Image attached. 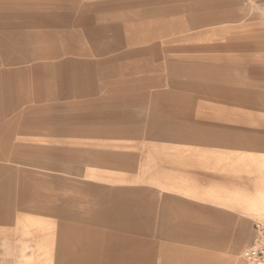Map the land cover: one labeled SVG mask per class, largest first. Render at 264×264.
Wrapping results in <instances>:
<instances>
[{
  "label": "crops",
  "instance_id": "0c3cea01",
  "mask_svg": "<svg viewBox=\"0 0 264 264\" xmlns=\"http://www.w3.org/2000/svg\"><path fill=\"white\" fill-rule=\"evenodd\" d=\"M0 88V113L9 111L0 124L16 112L50 123L48 131L13 134L25 142L135 132L146 122L137 113L151 104L166 114L180 113L183 105L203 111L232 101L253 109L256 131H264V0H0ZM246 122L240 116V127ZM6 135L0 132V145ZM50 142L41 146L55 153L74 149L66 146L72 142ZM189 202L166 197L159 219L166 230L155 235V217H147L149 238L136 241L161 240L156 256L162 264H246L242 253L264 218L252 225L238 259L235 249L244 244L237 216L202 206L194 224L182 207L200 204ZM205 215L216 226L207 225Z\"/></svg>",
  "mask_w": 264,
  "mask_h": 264
},
{
  "label": "rangeland",
  "instance_id": "374dc122",
  "mask_svg": "<svg viewBox=\"0 0 264 264\" xmlns=\"http://www.w3.org/2000/svg\"><path fill=\"white\" fill-rule=\"evenodd\" d=\"M218 107L197 111L183 105L180 113L165 114L151 104L137 113L146 120L144 129L107 132L104 138L83 132L51 142L48 136L31 137L34 143L13 134L48 131V119L31 112L11 114L0 124V132L7 134L0 145V264H162L156 256L161 240H136L149 238L147 217H155V235L165 229L159 219L169 196L200 204L196 210L182 207L183 215L194 216V224L202 206L235 214L244 244L235 249L239 259L250 243L252 225L264 218V131H256L253 109L232 101ZM240 116L250 119L243 128ZM152 119L157 122L150 124ZM95 140L105 142L89 148L99 144ZM65 141L74 149L57 154L41 146ZM31 179L43 182L36 190L38 203L54 205L53 213L25 209L37 202L29 196L32 185H21ZM116 200L127 204L106 206ZM208 217L205 223L216 226ZM139 219L143 224L133 227Z\"/></svg>",
  "mask_w": 264,
  "mask_h": 264
},
{
  "label": "built area",
  "instance_id": "2783aa9c",
  "mask_svg": "<svg viewBox=\"0 0 264 264\" xmlns=\"http://www.w3.org/2000/svg\"><path fill=\"white\" fill-rule=\"evenodd\" d=\"M253 241L243 251L246 264H260L264 261V220L256 221Z\"/></svg>",
  "mask_w": 264,
  "mask_h": 264
},
{
  "label": "bare ground",
  "instance_id": "6f19581e",
  "mask_svg": "<svg viewBox=\"0 0 264 264\" xmlns=\"http://www.w3.org/2000/svg\"><path fill=\"white\" fill-rule=\"evenodd\" d=\"M3 87V86H2ZM1 89V88H0ZM3 90V89H2ZM2 92H4V91H2ZM5 103V102H4ZM43 182H41V183H39V181L38 180H36V179H31V180H25V181H23L22 183H21V185L22 186H26L27 184H30V185H32V188H31V194L29 195V196H33V197H35V199H37V202H35V205H28L27 207H25V209H30V208H32V209H35V210H45V211H50V212H52V207H53V205H47V204H44V202L42 203V204H40V203H38L39 202V195L36 193V190H37V188H38V185L39 184H42ZM11 185V184H10ZM10 185H7V186H9L10 187ZM8 187V188H9ZM7 188V189H8ZM9 190L10 189H8V192H9ZM77 191H80V189H78ZM20 192H22V189H21V187H20ZM82 193H84V191H81ZM22 195H23V193H22ZM14 212V211H13ZM12 212V213H13ZM53 213V212H52ZM9 214V213H8ZM50 222V221H49ZM24 229V228H23Z\"/></svg>",
  "mask_w": 264,
  "mask_h": 264
}]
</instances>
